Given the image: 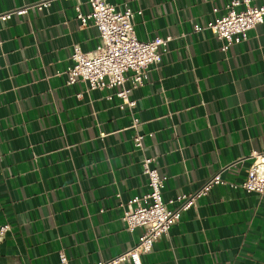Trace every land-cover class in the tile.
I'll list each match as a JSON object with an SVG mask.
<instances>
[{
    "label": "crops",
    "instance_id": "obj_1",
    "mask_svg": "<svg viewBox=\"0 0 264 264\" xmlns=\"http://www.w3.org/2000/svg\"><path fill=\"white\" fill-rule=\"evenodd\" d=\"M44 1L50 6L37 11ZM107 2L142 12L139 40L173 37L133 90L134 114L120 108L116 88L67 84L75 45L92 53L100 43L95 25L80 28L76 2L0 0V14L28 8L0 22V226H11L0 264H60L59 252L70 264H97L133 250L142 231L125 229L120 204L149 192L146 156L165 175L169 202L194 196L222 170L241 184L252 154L264 152V24L223 50L224 41L194 26L231 0ZM80 8L89 11L84 0ZM133 116L147 135L143 150L133 145ZM140 262L264 264V194L214 187Z\"/></svg>",
    "mask_w": 264,
    "mask_h": 264
},
{
    "label": "built area",
    "instance_id": "obj_2",
    "mask_svg": "<svg viewBox=\"0 0 264 264\" xmlns=\"http://www.w3.org/2000/svg\"><path fill=\"white\" fill-rule=\"evenodd\" d=\"M66 1L76 2L74 8L80 28L84 29L93 24L100 38V43L92 53H85L75 45L71 55L72 62L65 71L67 84L76 85L83 82L88 91L116 88L115 95L121 101L120 108L134 114L137 101L131 97L133 90L143 86L148 80L149 66L162 62L173 37L139 40L134 30V19L142 12H135L130 8L119 10L107 0H84L89 6L86 13L80 8L83 0ZM49 6L50 1H44L34 7L42 12ZM27 11L28 8H24L0 14V22H6L12 14L25 15ZM225 11L224 14L218 15V9L214 8L213 19L202 26H194L195 32L209 31L217 39L224 41L223 50L247 40L250 30L264 24V4L255 6L251 4V0H231L225 6ZM129 72L132 74L128 78ZM128 80L132 84L131 87L126 86ZM78 97H81V94H78ZM140 125V119L133 116L131 129L135 131L133 145L136 150L144 149V140L147 138V135L140 131ZM251 159L247 177L241 184L224 179L222 170L194 196L182 194L166 202L163 197L166 177L161 176L154 167V157H144L141 170L148 179L149 192L120 204L125 229L130 233L137 229L142 231L138 244L126 254L97 264H122L128 261L141 264V256L149 254L157 240L168 235L172 227L181 220L183 213L194 207L197 199L207 196L216 186H229L233 189H243L247 193L264 194V152H254ZM116 196L120 197L119 194ZM175 203L182 205L176 210H171L169 205ZM10 230L9 224L0 226V241ZM59 259L60 264H70L64 252H59Z\"/></svg>",
    "mask_w": 264,
    "mask_h": 264
}]
</instances>
